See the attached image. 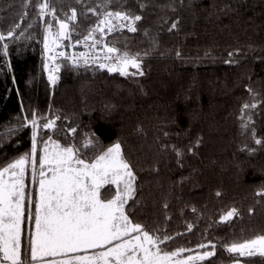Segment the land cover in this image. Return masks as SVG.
<instances>
[{"label":"trees","instance_id":"16d2710c","mask_svg":"<svg viewBox=\"0 0 264 264\" xmlns=\"http://www.w3.org/2000/svg\"><path fill=\"white\" fill-rule=\"evenodd\" d=\"M39 2L0 0V32L17 23V34L23 31L0 42L8 43L7 55L0 50V166L29 151L31 129L20 127L25 116L58 115L64 134L41 135L61 144L94 135L99 144L87 151L90 157L121 143L137 177L130 218L150 234L173 237L162 248L182 247L188 255L211 241L217 256L200 264L234 263L221 245L264 234V195H258L264 190V0H49L60 19L76 9L66 44L103 18L90 9L142 17L136 32L109 38L140 54V70L130 67L124 76L61 60L55 85L43 42L47 24L53 31L57 24L38 15ZM244 104L256 107L243 110ZM71 127L74 137L66 134ZM233 208L239 215L221 222ZM238 259L264 264L259 256Z\"/></svg>","mask_w":264,"mask_h":264},{"label":"snow or ice","instance_id":"6c2138e0","mask_svg":"<svg viewBox=\"0 0 264 264\" xmlns=\"http://www.w3.org/2000/svg\"><path fill=\"white\" fill-rule=\"evenodd\" d=\"M37 7L40 17L50 16L57 24L53 31V24L48 23L44 37L45 52L50 53L45 68L53 85L59 79L54 73L61 69L56 63L58 58L70 60L73 66H80L81 61L85 66L98 63V56L88 58L81 53L77 58L56 51L75 31L71 25L77 21L76 9H72L65 19H60L49 0H42ZM89 11L103 17L83 37V43L92 48L102 43L95 33L125 28L134 33L137 22L142 20L140 15L127 11L100 14L94 8ZM177 23H173L170 30L175 29ZM20 27L17 23L6 35L0 32V42L19 39L23 31L18 35L16 30ZM89 40L91 45H88ZM104 48L105 62L98 63L100 69L124 76L130 74L129 67L140 70L139 53L132 55L114 45L105 44ZM0 50L7 55L8 43H0ZM138 74L144 73L139 71ZM250 107L256 105L244 104L243 110ZM58 120V115L49 119L36 112L30 117L25 116L20 127L31 129L29 151L0 166V264H196L217 256V245L211 241L200 244L198 247L204 251L195 256H183L190 250L182 247L174 251L162 248L161 245L173 237L150 234L144 225L134 223L130 218L129 201H135L137 177L121 143H113L90 157L87 151L99 144L94 135L85 136L79 144H61L53 135H41L43 130L64 134L57 127ZM250 123L251 117H248L242 128L248 129ZM76 132L77 128L71 127L66 134L74 137ZM255 143L260 145L262 140L255 139ZM177 154L180 155L179 151ZM109 185L115 186V191L110 196L102 195V189ZM258 195H264V190ZM238 215V210L233 208L220 219L227 223ZM188 228L191 230L192 225ZM221 247L233 255L234 264H240L238 257L264 258V234ZM89 250H93L91 254H88Z\"/></svg>","mask_w":264,"mask_h":264},{"label":"built area","instance_id":"2783aa9c","mask_svg":"<svg viewBox=\"0 0 264 264\" xmlns=\"http://www.w3.org/2000/svg\"><path fill=\"white\" fill-rule=\"evenodd\" d=\"M125 30H127V29L125 28V29H122V30H119V31H113L111 33H108L107 31H105V33H103V34H101L99 32L95 33L96 38L102 41V43L99 44V45H96L95 48H92L90 46H86L83 43V37H82L81 39H79L81 41V43H79V44H77L76 41L75 42H72L70 44H66V43H62L61 42L62 43V46L61 47H57L56 48V51L57 52L63 51L66 56H68V55H74L77 58L80 57V54L81 53L85 54L88 58H93L95 56H98L100 58L99 61H98V63L99 62H105L103 60L104 51H105L104 45L107 44L108 46H113V44H111L110 43V40H109L110 36H112V35H114L116 33H122ZM91 43H92V41L89 40L88 41V45H91ZM46 58H47V55H46ZM61 60L62 61H67V62L71 63L70 60H66V59H64L62 57L61 58H58L57 61H56V63H59V61H61ZM98 63L97 64H91L90 63V64H88L86 66H98ZM83 66H85V65H83L82 64V61H81V65L78 66V67H83ZM46 73L48 74V70L47 69H46ZM54 74L56 75L57 73H54Z\"/></svg>","mask_w":264,"mask_h":264},{"label":"rangeland","instance_id":"374dc122","mask_svg":"<svg viewBox=\"0 0 264 264\" xmlns=\"http://www.w3.org/2000/svg\"><path fill=\"white\" fill-rule=\"evenodd\" d=\"M62 43H65V40L64 41H62ZM43 47H44V42H43ZM44 52H45V49H44ZM46 55H50V53H46L45 52V56ZM46 63H48V61H47V59H46ZM130 68V67H129ZM115 191V186H111V185H109V186H106V188L105 189H102V195H104V194H107L108 196H110L113 192ZM115 243V242H114ZM90 251L92 252L93 250H89V253L88 254H91L90 253ZM98 251V250H97ZM204 250H199V251H197V252H194V253H191V254H188V255H183V256H195V255H197V253L198 252H203ZM201 262H196V264H200ZM232 264H234V263H232ZM240 264H243V263H241L240 262Z\"/></svg>","mask_w":264,"mask_h":264}]
</instances>
